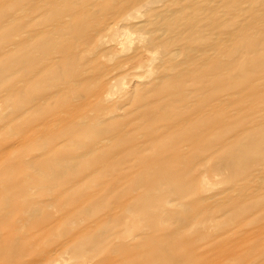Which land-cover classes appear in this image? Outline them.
<instances>
[{
	"label": "rangeland",
	"instance_id": "1",
	"mask_svg": "<svg viewBox=\"0 0 264 264\" xmlns=\"http://www.w3.org/2000/svg\"><path fill=\"white\" fill-rule=\"evenodd\" d=\"M0 69V264H264V0H0Z\"/></svg>",
	"mask_w": 264,
	"mask_h": 264
},
{
	"label": "bare ground",
	"instance_id": "2",
	"mask_svg": "<svg viewBox=\"0 0 264 264\" xmlns=\"http://www.w3.org/2000/svg\"><path fill=\"white\" fill-rule=\"evenodd\" d=\"M149 2V1H148ZM155 3V2H154ZM159 3V2H158ZM146 5V4H145ZM145 5L143 6V7H145ZM148 6H149V4H148ZM142 7V8H143ZM143 10V9H142ZM142 13H145V12H142ZM51 14V13H50ZM138 14V13H137ZM134 15H136V13H134ZM139 15V14H138ZM141 15V14H140ZM142 16H144V14L142 15ZM154 18V17H153ZM142 23H144L143 21H142ZM141 24V23H140ZM145 34V33H144ZM153 34V33H152ZM150 35V34H149ZM147 37V36H146ZM147 42V41H146ZM151 47V46H150ZM158 49V48H157ZM153 51V50H152ZM155 51V50H154ZM153 51V52H154ZM178 51V50H177ZM158 52H159V50H158ZM207 52V51H206ZM162 54V56H163V53H161ZM178 54V53H177ZM160 55V54H159ZM170 55H171V53H170ZM173 55H175V52H174V54L172 53V55L171 56H173ZM177 57V56H176ZM155 59H154V61H153V63H155ZM158 61V60H157ZM163 61V60H162ZM247 62V61H246ZM152 63V62H151ZM246 64V63H245ZM245 64L243 63V66H245ZM151 66V65H150ZM242 66V67H243ZM248 66V65H247ZM153 67V66H152ZM248 68L249 69H252V68H250V66H248ZM1 70V69H0ZM151 70H152V68H151ZM244 71H245V67H244ZM253 72V71H252ZM158 73V72H157ZM244 73H242V75H243ZM250 74V73H249ZM150 76H151V74H150ZM149 76V77H150ZM152 77V76H151ZM146 80V79H145ZM121 90V89H120ZM116 96V95H115ZM122 97V96H121ZM120 97V98H121ZM109 98H111V96L109 97ZM112 99V98H111ZM9 102V101H8ZM164 108V107H163ZM164 110H166V109H164ZM154 113V112H153ZM4 115V114H3ZM149 115H153V114H149ZM4 116H6V115H4ZM6 120V119H5ZM85 120V119H84ZM81 123V122H80ZM102 122L100 121V124H101ZM208 123V122H207ZM99 124V123H98ZM80 125H82V124H80ZM224 125V124H223ZM222 125V123L221 122H219V120L217 121V119H216V121H209V124H207V125H204L207 129H211V130H227L228 128H230V126L229 127H224ZM226 125V124H225ZM78 126V125H77ZM107 128V130H108V128L109 127H106ZM105 128V129H106ZM227 128V129H226ZM110 129V128H109ZM10 130H12V129H10ZM261 130H264V128L263 129H261ZM16 134V133H15ZM10 135V134H9ZM255 143H258V140L257 141H254V144ZM247 145V144H246ZM243 147H246V146H244L243 145ZM247 147H248V145H247ZM243 151V150H242ZM246 156L247 155H245V156H242L240 159H239V163H240V165H243V162H244V160L246 159ZM248 156H251L252 158H253V156L252 155H250V154H248ZM257 156V155H256ZM256 156H254L255 158H254V160L257 158ZM231 157V156H230ZM234 158V157H233ZM252 158H251V161L249 160V162H252ZM263 159H264V157H262ZM262 159V160H263ZM261 160V161H262ZM236 161V160H235ZM260 161V162H261ZM233 162V161H232ZM229 171V170H228ZM258 174V173H257ZM41 175V174H40ZM260 175V174H259ZM144 179V178H143ZM147 180V178L145 179V181ZM149 189H150V187H149ZM148 189V190H149ZM154 191V190H153ZM149 192H150V190H149ZM148 195H149V193H147ZM152 197V196H151ZM150 198V197H149ZM149 198H148V200H149ZM152 200H153V198H152ZM165 200V199H164ZM157 204V203H156ZM175 204V203H174ZM33 216V215H32ZM33 218V217H32ZM82 247V246H81ZM84 247V246H83ZM79 248V247H78ZM86 248V247H85ZM77 250V249H76ZM79 250V249H78ZM81 250V249H80ZM159 257H161V256H155V262H156V264L158 263L157 262V260H158V258ZM155 262H154V264H155ZM159 264H164V258H163V261H162V259L160 260V262H159ZM167 264V263H166Z\"/></svg>",
	"mask_w": 264,
	"mask_h": 264
}]
</instances>
